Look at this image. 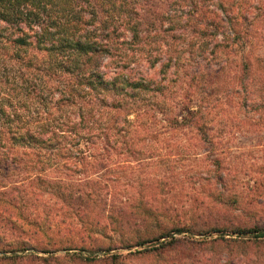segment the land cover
I'll use <instances>...</instances> for the list:
<instances>
[{"label":"trees","instance_id":"trees-1","mask_svg":"<svg viewBox=\"0 0 264 264\" xmlns=\"http://www.w3.org/2000/svg\"><path fill=\"white\" fill-rule=\"evenodd\" d=\"M100 1L105 15L83 19L70 0H0V252H14L0 262L31 259L16 253L29 249H83L110 230L121 233V247L140 246L156 264H257L243 250L264 247L263 226L165 217L147 202L121 201L105 178L121 166L123 143L133 153L137 141L180 132L214 154L215 97L239 110L264 108V54L252 50L242 0H169L163 31L194 35L178 50L141 28L137 6L147 0ZM140 62L159 65V77L138 70ZM211 162L209 181L226 190L235 174L222 158ZM162 183L155 177L149 187ZM67 222L75 241L64 238ZM181 233L190 236L174 235Z\"/></svg>","mask_w":264,"mask_h":264},{"label":"rangeland","instance_id":"rangeland-1","mask_svg":"<svg viewBox=\"0 0 264 264\" xmlns=\"http://www.w3.org/2000/svg\"><path fill=\"white\" fill-rule=\"evenodd\" d=\"M70 1L74 2V12L78 11L83 19H89L94 10L105 15L104 1H100L101 4H98L99 0ZM242 3L241 20L243 19V27L247 28L253 37L252 50L264 54V0H242ZM168 4L169 0H147L143 4L141 2L137 10L143 13L141 28L146 29L148 33L153 29V32L159 31L160 42L165 44V48L178 50L181 46L185 47L187 41L194 39V35L190 29H187L184 35L171 38V31H163L169 30L170 27L165 17ZM175 34L178 35V32ZM137 66L138 70H146L148 63L140 62ZM158 66L147 70L151 75L159 77L156 73ZM170 89H176V85L171 84ZM209 105L213 110L212 119L217 135L214 144L218 151L214 154L213 151H208L207 143H199L198 140L188 138L180 132L160 136L154 141H137L135 142L137 150L135 149L133 153L128 148L129 143L127 145L123 143L121 166L114 167L105 178H108L109 184L115 187L118 195L120 194L121 201L125 199L126 202L134 205L147 202L148 205L160 209V214L165 217L187 222L188 218L198 215L210 222L225 226L238 224L247 227L254 225L264 227V167H261L264 166V108L239 110L230 99L223 97H215ZM195 146L199 149L196 150ZM215 156L222 158L224 166L230 167L232 174H235L226 190L216 189L208 178L206 170L212 165L211 160ZM155 177L161 178L164 183L159 187L153 186V192L149 185ZM68 223L70 222L61 224L62 233L66 240L75 241L78 237L68 229L70 228ZM136 228V226L124 228L123 236L130 238V234ZM174 235L178 238L190 236L187 233ZM191 235L192 239L199 241L205 237H216L221 234L219 232L210 235ZM225 236L235 237L231 234ZM95 239L97 243L85 244L87 247L83 249H59L46 253L29 249L16 252L20 255L33 254L31 259L22 258L18 262L19 264H84L83 259L92 257L98 262L89 264H156L153 257H141L137 253L142 248L140 246L121 247L119 232L109 230L104 236L99 235ZM30 243L35 247L39 245L35 241ZM71 243L67 241L65 245L69 246ZM99 246L103 247L98 249ZM2 247L4 246L0 243V248ZM228 248L230 247H226L224 251ZM243 251L256 253L250 255L260 257L258 259L261 260L257 264H264L263 246H248ZM11 253L14 252H0V257ZM80 256L83 259H78ZM42 257H46L48 261L44 262ZM53 257H58L59 260ZM0 264L7 263L0 262Z\"/></svg>","mask_w":264,"mask_h":264}]
</instances>
